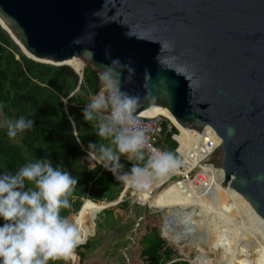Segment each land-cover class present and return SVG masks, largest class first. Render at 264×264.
<instances>
[{"label":"water","instance_id":"obj_1","mask_svg":"<svg viewBox=\"0 0 264 264\" xmlns=\"http://www.w3.org/2000/svg\"><path fill=\"white\" fill-rule=\"evenodd\" d=\"M0 20L27 59L80 61L76 90L85 68L131 118L201 134L264 241V0H0Z\"/></svg>","mask_w":264,"mask_h":264},{"label":"trees","instance_id":"obj_2","mask_svg":"<svg viewBox=\"0 0 264 264\" xmlns=\"http://www.w3.org/2000/svg\"><path fill=\"white\" fill-rule=\"evenodd\" d=\"M21 52L34 59L0 20V116L7 122L6 129L0 128V264H49L56 252L61 255L63 242L76 264L77 257H83L76 248L87 247L84 243L93 234L96 214L121 193L123 184L114 174L131 177L141 170L151 171L157 164L130 147L119 130L114 128L109 135L101 129V122H109L90 100L100 82L96 74L84 68L76 90L78 76L71 69L80 67L36 63ZM172 134H176L173 129L163 132L155 145L170 162H177L175 141L186 135L179 133L172 138ZM88 154L102 159L107 168L98 163L88 168L83 164ZM128 154L133 159L126 160ZM171 168L165 170L171 172ZM162 170L160 167L138 177L160 185L169 180ZM123 182V190L129 188L131 181ZM211 189L200 194L207 197ZM134 195L147 208L163 212L162 218L179 215L174 235L178 242L188 240L199 225L209 221L204 220L206 212L198 214L196 208L205 202L188 200L173 184L152 196L148 191L130 189V196ZM230 204L228 200L226 208ZM227 213H219L214 221L210 214L209 227L219 244H225L223 237L231 228V219L236 218ZM70 214L75 215L70 217L71 225L65 228V235L61 234L63 240L57 248V229ZM162 238L153 230L141 235L139 256L144 264H188L172 258L174 253ZM178 242L172 239L170 243ZM202 246L200 239L194 241L191 252ZM196 261L207 262L198 256Z\"/></svg>","mask_w":264,"mask_h":264},{"label":"rangeland","instance_id":"obj_3","mask_svg":"<svg viewBox=\"0 0 264 264\" xmlns=\"http://www.w3.org/2000/svg\"><path fill=\"white\" fill-rule=\"evenodd\" d=\"M75 66H80V64L75 63ZM0 128H7V122L3 120L1 116ZM101 129L105 130L109 135H113L115 131L114 127L106 121L101 122ZM10 141L14 142V139ZM91 155L98 162L106 165L105 162L95 154ZM126 159H131V156L127 155ZM172 162L175 161L172 160ZM83 164L88 168H92L95 161L87 155L83 158ZM159 186L157 192L154 193L155 195L167 188V184L165 183ZM122 189H124V186ZM213 190L219 194L222 200L223 194H221L215 186L211 189V191ZM211 191L208 193L207 198ZM119 194L113 200V205H111V201H109V203H106V208L101 209L96 214L93 221V234L84 243L87 244V247L81 246L76 248L75 252H80L83 256L82 260H79L77 257L76 264H144L139 256V239L141 235L148 230L155 231L159 236L162 234L169 241L162 238L166 246L173 251L174 254L172 258L185 261L188 264H199L198 261H196L197 256L199 258L201 257L202 260H207L204 264H264V243L261 242L258 235L259 228L250 219H240L235 214L236 218L231 219V225L229 223L231 228H227L226 235L223 237L225 244L224 242L222 244L218 243V238L214 237L216 235L215 232L209 227V225L212 224L210 223V214L212 211L210 213L206 210H211L207 204L206 196L201 199V201L203 200V202H205V205L204 203L203 205L199 204L198 214L206 212V214L204 213V220L206 221L209 218V221L206 223L201 222L202 224L195 229L188 240L178 242V240L174 238L179 219L178 214H172L166 219L162 218L163 212L156 209H149L144 203V205L136 203V198L130 197V190L128 188H125L122 197L118 198ZM120 199L126 203V206L120 207L116 205L120 203L118 202ZM221 200H219L217 205L220 204ZM216 207L218 208V206ZM226 210L229 211L230 208L227 207ZM75 214H70L65 222L57 229L55 235V241L59 243L57 248H59L63 240L61 234H66L65 228H69L71 225L70 217ZM138 218L140 220L139 222H137ZM168 219L171 221L167 222ZM221 219H223V217H221ZM172 239L178 243L172 245L170 243ZM198 239L201 240L203 246L199 248L197 252L192 253L191 245ZM63 244L64 247L61 255L58 257L56 252L54 261L49 264H58L57 258L63 264H73V260L67 253L66 243L63 242ZM206 247L210 249L208 250Z\"/></svg>","mask_w":264,"mask_h":264},{"label":"built area","instance_id":"obj_4","mask_svg":"<svg viewBox=\"0 0 264 264\" xmlns=\"http://www.w3.org/2000/svg\"><path fill=\"white\" fill-rule=\"evenodd\" d=\"M96 96L99 98L96 105L98 111L116 130L122 133L126 143L133 149L144 152L156 162L157 165L151 171H146L149 172L147 175H150L162 165L167 168L172 167L171 172L169 170H162L161 172L162 174H168L169 180L173 179L172 184L176 186L181 195L191 201L202 199L203 194L200 193L209 188L214 179L213 168L209 163L212 151L208 149L201 134L188 132L182 141H175L174 151L179 160L170 162L155 145L158 137L163 132L171 133L173 128L168 122L161 118L142 122L121 112L111 86L101 80ZM178 135L179 133L172 134V138ZM143 171H139L138 175L136 174L130 179L126 177L127 180L131 181L128 189H135L136 192L148 191L152 196L159 185H154L152 179L139 178V174ZM217 172L216 180H219L222 173L219 169H217ZM131 197L136 198V203L143 204L135 195ZM139 221L138 218L137 222Z\"/></svg>","mask_w":264,"mask_h":264},{"label":"bare ground","instance_id":"obj_5","mask_svg":"<svg viewBox=\"0 0 264 264\" xmlns=\"http://www.w3.org/2000/svg\"><path fill=\"white\" fill-rule=\"evenodd\" d=\"M3 24V23H2ZM4 25V24H3ZM5 26V25H4ZM6 27V26H5ZM7 28V27H6ZM12 34V33H11ZM13 35V34H12ZM14 36V35H13ZM18 41V40H17ZM19 42V41H18ZM20 43V42H19ZM20 45L22 46V44L20 43ZM22 48L25 50V52L28 54V55H30V56H32L23 46H22ZM33 57V56H32ZM34 59H37V58H35V57H33ZM75 63H79V61L78 60H76V59H72V60H70L69 62H67L66 64L67 65H69V64H71V65H75ZM81 66V65H80ZM80 66H75L76 68H79ZM156 116H159V115H156ZM167 119V118H166ZM168 120V119H167ZM178 133H180V134H182V135H187L188 134V132H185V133H181V132H178ZM221 184V182L220 181H218V180H215V181H213L212 182V184L209 186V188H213L214 186H215V188H217V190L221 193V194H223V198H222V200L220 199L221 197L219 196V194L215 191V190H213V191H211V193L209 194V196H208V198H207V204H208V206H209V208L211 209V210H209V209H206V210H208L210 213H211V211H212V213H211V219H212V221H214L215 220V218H216V216L219 214V213H223L224 212V215H226L225 214V212L227 213V215H232V214H236L240 219H250V220H252L253 221V219H252V217L250 216V215H240L239 213H238V211H237V209L235 208V206H234V198H233V196H232V194H229V193H226V192H224V191H222L221 189H219V185ZM219 200H221V202H220V204H218L217 205V203L219 202ZM228 200H230V202H231V204H230V206H229V208H230V210L228 211V210H226V204L228 203ZM216 206H218V208L216 207ZM215 207H216V209H215ZM196 208H197V210L199 211V209H198V206H196ZM203 209V208H202ZM255 223V222H254ZM256 225H257V227L259 228V231L261 230V226L259 225V224H257V223H255ZM260 240H261V242H263L264 243V241L260 238Z\"/></svg>","mask_w":264,"mask_h":264},{"label":"crops","instance_id":"obj_6","mask_svg":"<svg viewBox=\"0 0 264 264\" xmlns=\"http://www.w3.org/2000/svg\"><path fill=\"white\" fill-rule=\"evenodd\" d=\"M90 100H92L93 102H95V104L97 105V103L99 102V98L95 95V96H93V97H91L90 98ZM92 159H94V161H95V163H99V164H101V167H102V163H100V162H98L91 154H88ZM128 155H130L131 156V159H133V155H131V154H128ZM131 159H128V160H131ZM127 160V159H126ZM97 161V162H96ZM104 166H106V165H104ZM107 167V166H106ZM161 167H163V170H165L167 167H164V166H161ZM93 168V167H92ZM103 168V167H102ZM122 195H123V193L121 194V195H119V197L118 198H120V197H122ZM131 197V196H130ZM133 198V197H132ZM118 202H120V203H122V202H124V201H121V199L118 201ZM112 202H110V204H111ZM120 203H115L117 206H119L120 205ZM114 203H112V205H113Z\"/></svg>","mask_w":264,"mask_h":264},{"label":"clouds","instance_id":"obj_7","mask_svg":"<svg viewBox=\"0 0 264 264\" xmlns=\"http://www.w3.org/2000/svg\"><path fill=\"white\" fill-rule=\"evenodd\" d=\"M136 175V174H135ZM123 176V175H122ZM124 177H129V176H124ZM132 177V176H131ZM122 183V182H121ZM124 186V183H122ZM122 193H124V190L122 189L121 193L119 195H121Z\"/></svg>","mask_w":264,"mask_h":264},{"label":"flooded vegetation","instance_id":"obj_8","mask_svg":"<svg viewBox=\"0 0 264 264\" xmlns=\"http://www.w3.org/2000/svg\"><path fill=\"white\" fill-rule=\"evenodd\" d=\"M150 209V208H149Z\"/></svg>","mask_w":264,"mask_h":264}]
</instances>
